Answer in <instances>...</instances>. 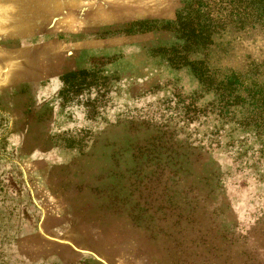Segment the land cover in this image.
<instances>
[{"label":"rangeland","instance_id":"1","mask_svg":"<svg viewBox=\"0 0 264 264\" xmlns=\"http://www.w3.org/2000/svg\"><path fill=\"white\" fill-rule=\"evenodd\" d=\"M189 1L0 0V264H264L260 147L159 52Z\"/></svg>","mask_w":264,"mask_h":264},{"label":"trees","instance_id":"2","mask_svg":"<svg viewBox=\"0 0 264 264\" xmlns=\"http://www.w3.org/2000/svg\"><path fill=\"white\" fill-rule=\"evenodd\" d=\"M162 27L175 33V42L159 50L163 59L175 68H189L200 83L219 95L217 109L228 114V122L250 130L262 161L264 81L260 69L264 60L255 61L243 45L245 39L264 38V0H190L176 21ZM239 65L241 69L236 67ZM76 77L74 73L63 78L64 95H76ZM245 139L243 145L230 146L234 155H242V146L250 140ZM258 221L264 223L261 218Z\"/></svg>","mask_w":264,"mask_h":264},{"label":"crops","instance_id":"3","mask_svg":"<svg viewBox=\"0 0 264 264\" xmlns=\"http://www.w3.org/2000/svg\"><path fill=\"white\" fill-rule=\"evenodd\" d=\"M59 83H60V87L56 90H53L54 85L52 84V82H50L46 88H43L44 92L48 93L47 95L48 99H52L53 97H55L58 94V92L61 90L62 84L61 82Z\"/></svg>","mask_w":264,"mask_h":264}]
</instances>
